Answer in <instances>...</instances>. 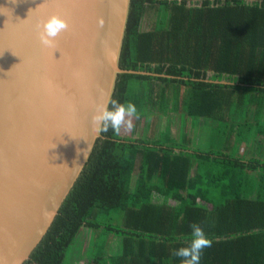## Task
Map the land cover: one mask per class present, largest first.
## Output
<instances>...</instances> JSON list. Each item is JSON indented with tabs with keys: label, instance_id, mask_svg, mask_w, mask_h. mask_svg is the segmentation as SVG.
<instances>
[{
	"label": "trees",
	"instance_id": "1",
	"mask_svg": "<svg viewBox=\"0 0 264 264\" xmlns=\"http://www.w3.org/2000/svg\"><path fill=\"white\" fill-rule=\"evenodd\" d=\"M119 63L157 75L119 73L111 99L167 123L152 139L101 133L24 264H180L194 222L212 240L201 264H264V0H131ZM83 228L101 241L74 256Z\"/></svg>",
	"mask_w": 264,
	"mask_h": 264
},
{
	"label": "water",
	"instance_id": "2",
	"mask_svg": "<svg viewBox=\"0 0 264 264\" xmlns=\"http://www.w3.org/2000/svg\"><path fill=\"white\" fill-rule=\"evenodd\" d=\"M130 1L0 0V264H24L47 233L118 74L157 75L120 66ZM53 14L69 28L46 48L37 25Z\"/></svg>",
	"mask_w": 264,
	"mask_h": 264
},
{
	"label": "clouds",
	"instance_id": "3",
	"mask_svg": "<svg viewBox=\"0 0 264 264\" xmlns=\"http://www.w3.org/2000/svg\"><path fill=\"white\" fill-rule=\"evenodd\" d=\"M100 24L103 26L102 20ZM68 28L67 20L60 14H53L41 20L37 25L41 45L46 48L53 47L56 38ZM126 117H140V112L134 103L130 101L121 103L116 99L98 103L95 105V111L91 118L92 130L96 135H99L107 133L111 129L113 134L118 135L123 126L126 125L128 129L133 127L132 120H126ZM84 155L87 160L86 152H84ZM52 215V213L45 212V216L49 220ZM190 228L189 239L184 241L183 246L177 248L173 254L180 258V264H201L204 250L211 247L212 240L199 223H192Z\"/></svg>",
	"mask_w": 264,
	"mask_h": 264
},
{
	"label": "rangeland",
	"instance_id": "4",
	"mask_svg": "<svg viewBox=\"0 0 264 264\" xmlns=\"http://www.w3.org/2000/svg\"><path fill=\"white\" fill-rule=\"evenodd\" d=\"M155 18H156V9L152 8V9H147V11L144 13L143 17H142V21H141V28L142 29H149L150 27H152L155 23ZM146 116V117H145ZM145 118L143 117H133V118H126L127 119H131L132 120V124L133 127L131 129H128L127 126H123L122 128V133L123 135H127L130 137H142V138H150L152 139V137H155L158 132L160 130L163 129L164 125L167 123V118L162 116V117H157L156 113L154 110H150L145 114ZM199 121V125L200 127H202V120H198ZM176 122V121H175ZM177 122L176 124L171 125V132H172V136L173 138H175L177 135L179 136V132H177ZM207 129L204 128H197L196 131V137L193 136L194 141L192 142V146L194 148H201V149H206L207 147ZM262 138H259V141ZM258 148V147H256ZM255 148V149H256ZM250 151V150H249ZM134 178V177H133ZM171 206L174 205V203L172 201L168 202ZM112 238L113 237H109L107 239V242L105 244V248L109 247L111 248V246H113V248H116L118 246V241L117 239H115L114 242H112ZM103 239V238H102ZM101 238L99 237L98 239V243H100ZM85 246V244H82V241H76L72 248L70 249V254L74 253V256H78L79 253L83 252V247ZM105 251L107 249H104Z\"/></svg>",
	"mask_w": 264,
	"mask_h": 264
},
{
	"label": "crops",
	"instance_id": "5",
	"mask_svg": "<svg viewBox=\"0 0 264 264\" xmlns=\"http://www.w3.org/2000/svg\"><path fill=\"white\" fill-rule=\"evenodd\" d=\"M94 238L98 241L99 237L94 233L93 230H89L86 228H83L82 230H80V232L78 233V239L77 241L81 240L82 244L85 246L83 247V254L85 255L84 252L89 253V244L94 240ZM115 239L112 238V242H114ZM108 253H110V255H119L121 253V245H118L116 248H113V246H111V248L106 250Z\"/></svg>",
	"mask_w": 264,
	"mask_h": 264
}]
</instances>
